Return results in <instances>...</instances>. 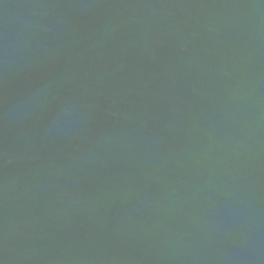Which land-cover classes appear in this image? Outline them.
Here are the masks:
<instances>
[{
  "label": "water",
  "instance_id": "1",
  "mask_svg": "<svg viewBox=\"0 0 264 264\" xmlns=\"http://www.w3.org/2000/svg\"><path fill=\"white\" fill-rule=\"evenodd\" d=\"M0 264H264V0H0Z\"/></svg>",
  "mask_w": 264,
  "mask_h": 264
}]
</instances>
